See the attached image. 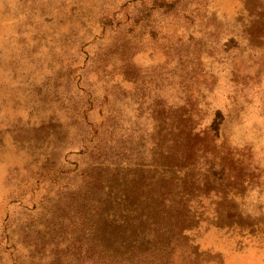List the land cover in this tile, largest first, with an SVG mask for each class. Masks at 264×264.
<instances>
[{
	"label": "rangeland",
	"instance_id": "rangeland-1",
	"mask_svg": "<svg viewBox=\"0 0 264 264\" xmlns=\"http://www.w3.org/2000/svg\"><path fill=\"white\" fill-rule=\"evenodd\" d=\"M140 172L167 192L124 199ZM152 240L142 264H264V0H0V264Z\"/></svg>",
	"mask_w": 264,
	"mask_h": 264
},
{
	"label": "trees",
	"instance_id": "trees-1",
	"mask_svg": "<svg viewBox=\"0 0 264 264\" xmlns=\"http://www.w3.org/2000/svg\"><path fill=\"white\" fill-rule=\"evenodd\" d=\"M170 134L169 137L166 140V142L169 144V146L167 147V149H165L164 153L166 155V157H168L171 160H182L181 163H174L176 166L177 164H184L183 167H180L179 169L174 168V166H170V167H164L163 165H159L160 167H162V172L166 173L164 175L161 176L160 179H166V181H171V183L174 182L175 180V174L177 173V169L178 172H182L183 176H186L188 174L187 170L190 168V163H188V158L190 156V153L192 152V147L191 145L188 144V138L186 135H189V131L185 132V129H183L179 124H176L175 126H171L170 129L166 132V134L163 133V137L166 138L167 134ZM162 153V152H161ZM163 154V153H162ZM179 158V159H178ZM174 168V169H173ZM156 169V168H155ZM154 171H157L155 170ZM161 172V173H162ZM179 175V174H178ZM150 178V177H149ZM184 179V178H183ZM146 180H148L149 182H146ZM150 180L147 179V176L142 174L141 172L138 173L135 177L131 178V180L129 181L130 183L133 184L134 188L130 189V188H126L124 189V191L122 192L123 194V198L124 199H130V196L132 198H138L140 195H144L147 193H153V189L156 190L157 194H164L167 191H164L162 188H159L158 182L155 184H152L151 187L148 189L147 187L150 185ZM156 181V180H155ZM156 187V188H155ZM168 190V189H167ZM163 217H161V219H163ZM149 221V220H148ZM93 224H95L93 222ZM163 228L161 229V232L157 235V240L160 242L165 243L166 239H167V235L169 233H171V228L172 226L176 225V221H164L163 223ZM169 224V225H167ZM148 227V228H158L157 223L153 222V221H149V224L147 223V221H144V225L142 226V228L144 227ZM180 230L179 233H183L184 237H189L191 232L190 231H186V229H178ZM90 233H93V229L92 227L90 228ZM143 232V229L142 231ZM166 236V237H165ZM134 238V236L132 237ZM134 242V240L132 241ZM152 245H141V243L136 244V246L134 245H125V249L126 250H131L130 253L128 255H126L125 259H123V263L125 264H131V262H135V264H142L145 262V260L148 259V257L150 256L151 252H155V250H157V253L159 254V256L164 257V258H168V256L170 255L169 252L166 251V248H161V247H157V242H155L154 240L151 241ZM149 251L148 253H146V251ZM99 256L105 260H107V249H104L103 251L98 252Z\"/></svg>",
	"mask_w": 264,
	"mask_h": 264
}]
</instances>
